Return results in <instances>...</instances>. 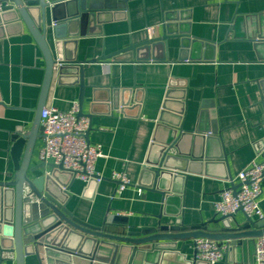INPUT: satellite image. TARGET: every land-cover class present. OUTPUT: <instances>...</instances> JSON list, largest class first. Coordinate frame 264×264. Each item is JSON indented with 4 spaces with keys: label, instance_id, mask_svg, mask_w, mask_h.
<instances>
[{
    "label": "crops",
    "instance_id": "obj_1",
    "mask_svg": "<svg viewBox=\"0 0 264 264\" xmlns=\"http://www.w3.org/2000/svg\"><path fill=\"white\" fill-rule=\"evenodd\" d=\"M22 1L33 7L40 2ZM126 6L124 11L101 13L99 23L88 25V35L67 45L63 59L85 62L122 50L129 41L160 36L164 18L175 20L188 38L184 45L172 38L165 46L141 49L135 59L124 54L83 69L81 111L91 129L88 144L101 150L94 163L101 181L91 199H85L86 183L60 176L67 184V208L94 227L112 215L140 229L171 225L177 214L184 226L206 223L219 217L213 204L224 189L238 185L237 173L252 161L263 162L258 154L264 140V43L255 36H264V0H129ZM44 70L43 56L25 28L0 37L2 181L13 173L11 136L20 128L27 132L34 121ZM72 76L73 71L67 72L58 84L53 75L44 107L65 112L73 102L78 104L80 90L71 83ZM209 131L213 133L204 137ZM170 142L177 146L171 151L176 158L172 170L200 161L175 185L181 195L163 200L143 189L148 186L144 175L155 168L161 146ZM41 148L39 132L32 165L40 162ZM115 172H124L129 185L113 197ZM261 188L264 216V178ZM234 219L244 223L245 215L237 212ZM191 243L182 250L187 260L194 259ZM253 252V244L226 249L219 264L226 255L236 264H253Z\"/></svg>",
    "mask_w": 264,
    "mask_h": 264
},
{
    "label": "water",
    "instance_id": "obj_2",
    "mask_svg": "<svg viewBox=\"0 0 264 264\" xmlns=\"http://www.w3.org/2000/svg\"><path fill=\"white\" fill-rule=\"evenodd\" d=\"M8 1L14 7L0 11V37L11 32L19 33L25 28L43 56L45 78L30 130L24 132L20 128L10 138L8 154L13 173L9 180H0V264H27L30 260L34 264H207L186 259L182 250L187 242L192 241V247L196 239L225 242L229 251L247 244L254 246L253 241L264 235V219L245 217L244 223H238L234 215H227L214 217L197 226H184L177 214L173 224H158L151 229L129 226L128 219L118 215L106 217L98 227L78 220L67 208V184L60 180V176H66L71 181V173L51 162L32 165L34 146L42 130L40 114L53 75H56L58 84H62L66 73L74 72L70 78L75 79L71 83L77 84L80 90L77 117H86L82 114L81 105L83 69L88 64L117 60L124 54L135 59L141 49L148 50L160 44L165 46L172 38L181 39V45H184L188 33L177 29L175 20L164 18L160 36L147 37L139 43L129 41L126 48L113 54L74 62L63 59L67 45L88 35V25L99 23L101 13L126 10L129 0H51L54 3L51 7L43 0L34 7L25 5L22 0ZM255 37L256 42L264 43V36ZM90 130L88 126L84 133L87 144ZM207 133L206 138L213 132ZM175 144H163L155 168L148 172L144 170L148 186L143 189L160 194L163 200L169 195H181L180 188H174L177 187L175 185L184 180L183 173L192 172L191 166H199L197 160L200 159H197L184 164L183 168L172 170L176 158L171 151L177 148ZM260 149L258 155L264 162V140ZM97 180L100 182L101 178L94 175L86 182L83 198L91 199L99 183ZM230 188L235 190L237 185L232 184ZM224 264L236 263L226 255Z\"/></svg>",
    "mask_w": 264,
    "mask_h": 264
},
{
    "label": "built area",
    "instance_id": "obj_3",
    "mask_svg": "<svg viewBox=\"0 0 264 264\" xmlns=\"http://www.w3.org/2000/svg\"><path fill=\"white\" fill-rule=\"evenodd\" d=\"M50 7L51 0H43ZM12 6L8 0H0V11ZM148 31H152L148 29ZM40 114V136L42 148L39 150L40 162H51L61 165L62 170L71 173L72 180L86 183L94 175V163L101 157L99 146H90L84 139L88 121L77 117L78 105L71 104L69 110L62 112L54 107H44ZM264 178V162L252 161L246 168L237 173V188L230 187L219 193L213 204L218 216L234 215L242 212L245 217L264 219L260 209L261 184ZM111 179L118 182L113 197L119 196L129 185L124 172H115ZM99 182V180H97ZM253 264H264V235L254 241ZM194 260L207 264H219L224 258L226 247L210 239L193 241Z\"/></svg>",
    "mask_w": 264,
    "mask_h": 264
}]
</instances>
